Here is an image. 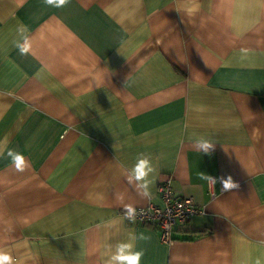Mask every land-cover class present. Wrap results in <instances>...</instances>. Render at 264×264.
<instances>
[{
  "label": "crops",
  "instance_id": "0c3cea01",
  "mask_svg": "<svg viewBox=\"0 0 264 264\" xmlns=\"http://www.w3.org/2000/svg\"><path fill=\"white\" fill-rule=\"evenodd\" d=\"M0 153V249L16 264H104L129 232L149 237L141 264H264V0H0ZM140 154L150 198L125 175ZM166 178L201 210L168 243L124 215L161 206Z\"/></svg>",
  "mask_w": 264,
  "mask_h": 264
},
{
  "label": "clouds",
  "instance_id": "9594fccd",
  "mask_svg": "<svg viewBox=\"0 0 264 264\" xmlns=\"http://www.w3.org/2000/svg\"><path fill=\"white\" fill-rule=\"evenodd\" d=\"M48 5H54L56 7H63L69 0H46ZM18 32L21 36V41L16 42V47L19 49L21 55H27L31 51V40L28 35V29L26 26H19ZM246 51V50H242ZM243 58V57H242ZM128 81L126 80L125 86ZM215 142L212 139L206 137H200L192 142V147L197 152H203L210 154L211 150L214 148ZM3 155V153H0ZM7 155L11 159L12 166H14L18 171H24L27 166V161L23 154L9 149ZM157 172L153 165L152 158L150 155L140 154L133 164L130 170L126 172L127 182L132 185L138 192V194L143 198H150L151 191L150 188L154 184V174ZM200 179L206 180L212 183H221L222 191H232L239 188L238 182L234 181L229 175L227 177H212L205 173H201ZM127 218L130 220L135 219L134 209L131 206H126ZM111 227L112 224L106 225ZM147 240L149 237L145 235H140L139 237L133 233L129 232L127 240L119 241L115 245H109V255L105 260L104 264H141V259L144 255L143 249H137V240ZM0 264H16L10 251L5 249H0Z\"/></svg>",
  "mask_w": 264,
  "mask_h": 264
},
{
  "label": "built area",
  "instance_id": "2783aa9c",
  "mask_svg": "<svg viewBox=\"0 0 264 264\" xmlns=\"http://www.w3.org/2000/svg\"><path fill=\"white\" fill-rule=\"evenodd\" d=\"M170 178L163 180L158 186L162 205L149 204L134 209V222L150 225L159 232V239L164 243L172 240L175 226L185 225L192 216L201 212L191 196H176L171 189ZM127 220V212H125ZM133 221V220H132Z\"/></svg>",
  "mask_w": 264,
  "mask_h": 264
}]
</instances>
